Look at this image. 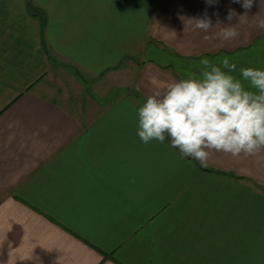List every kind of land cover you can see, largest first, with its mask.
<instances>
[{
	"label": "crops",
	"instance_id": "0c3cea01",
	"mask_svg": "<svg viewBox=\"0 0 264 264\" xmlns=\"http://www.w3.org/2000/svg\"><path fill=\"white\" fill-rule=\"evenodd\" d=\"M30 4L0 0V264H264V151L202 167L143 144L136 119L149 75L225 56L264 68V0ZM205 14L214 29L185 28ZM229 24L239 37L216 38ZM58 63L95 78L134 65L136 93L78 105L50 84Z\"/></svg>",
	"mask_w": 264,
	"mask_h": 264
},
{
	"label": "clouds",
	"instance_id": "9594fccd",
	"mask_svg": "<svg viewBox=\"0 0 264 264\" xmlns=\"http://www.w3.org/2000/svg\"><path fill=\"white\" fill-rule=\"evenodd\" d=\"M217 2L206 0L209 5ZM233 3L250 10L254 0ZM236 16L230 8L227 19L232 21ZM186 22L185 28L205 33L216 27L206 14ZM257 26L264 28V21ZM215 35L227 42L237 39L240 32L237 24H229ZM200 64L198 74L179 79L154 74L147 77L151 92L136 112L140 141L147 145L168 140L181 159L191 158L202 167L209 166L213 153L239 157L264 151V68L241 67L236 74L237 64L227 56L218 63L203 58Z\"/></svg>",
	"mask_w": 264,
	"mask_h": 264
},
{
	"label": "rangeland",
	"instance_id": "374dc122",
	"mask_svg": "<svg viewBox=\"0 0 264 264\" xmlns=\"http://www.w3.org/2000/svg\"><path fill=\"white\" fill-rule=\"evenodd\" d=\"M134 68V65L124 64L109 74L95 78L88 77L87 73L71 65L58 63L50 84L55 89L70 90L71 99L78 105H89L92 100L106 102L118 96L136 93L130 86L133 84Z\"/></svg>",
	"mask_w": 264,
	"mask_h": 264
},
{
	"label": "trees",
	"instance_id": "16d2710c",
	"mask_svg": "<svg viewBox=\"0 0 264 264\" xmlns=\"http://www.w3.org/2000/svg\"><path fill=\"white\" fill-rule=\"evenodd\" d=\"M28 3H29V8L31 9L32 8V4H30L31 0H27ZM43 27H44V23H43Z\"/></svg>",
	"mask_w": 264,
	"mask_h": 264
}]
</instances>
